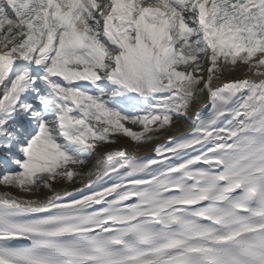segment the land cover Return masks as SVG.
I'll list each match as a JSON object with an SVG mask.
<instances>
[{"label":"snow or ice","instance_id":"obj_1","mask_svg":"<svg viewBox=\"0 0 264 264\" xmlns=\"http://www.w3.org/2000/svg\"><path fill=\"white\" fill-rule=\"evenodd\" d=\"M0 188V264H264V0H0Z\"/></svg>","mask_w":264,"mask_h":264},{"label":"bare ground","instance_id":"obj_2","mask_svg":"<svg viewBox=\"0 0 264 264\" xmlns=\"http://www.w3.org/2000/svg\"><path fill=\"white\" fill-rule=\"evenodd\" d=\"M245 74L251 76V73H245L244 71H237V72L228 74L226 76V78H243V76ZM196 110H200V111L205 110L204 106H203V102H200V103L193 105V115L195 114ZM190 128H191V122L189 120H186V119H181L178 122V127H177L176 131H173L171 133L166 134L165 136L161 137V139L156 141L155 143H162V142L167 141V135H173V136L182 135L186 131H188ZM121 146H125V147L128 146V142L126 140H122L119 145H113L112 147H121ZM153 148H154V144H148L146 146L141 147L140 151L137 154L141 155V156H145V155L147 156V155L152 153ZM79 187H80L79 184L67 185V188L69 191H71L73 188H79ZM2 190L3 189L0 188V191H2ZM17 194H19V193H17Z\"/></svg>","mask_w":264,"mask_h":264}]
</instances>
